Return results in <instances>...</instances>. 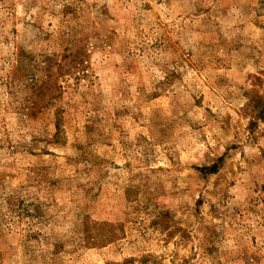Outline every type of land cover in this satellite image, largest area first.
Returning <instances> with one entry per match:
<instances>
[{"label": "rangeland", "instance_id": "obj_1", "mask_svg": "<svg viewBox=\"0 0 264 264\" xmlns=\"http://www.w3.org/2000/svg\"><path fill=\"white\" fill-rule=\"evenodd\" d=\"M263 107L264 0H0V264H264Z\"/></svg>", "mask_w": 264, "mask_h": 264}, {"label": "trees", "instance_id": "obj_2", "mask_svg": "<svg viewBox=\"0 0 264 264\" xmlns=\"http://www.w3.org/2000/svg\"><path fill=\"white\" fill-rule=\"evenodd\" d=\"M264 109V107H263ZM216 170V166H212L211 168L207 169L206 171H209L210 173H213Z\"/></svg>", "mask_w": 264, "mask_h": 264}]
</instances>
